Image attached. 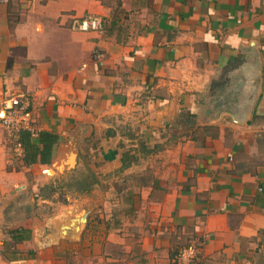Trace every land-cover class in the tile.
<instances>
[{
	"label": "crops",
	"instance_id": "0c3cea01",
	"mask_svg": "<svg viewBox=\"0 0 264 264\" xmlns=\"http://www.w3.org/2000/svg\"><path fill=\"white\" fill-rule=\"evenodd\" d=\"M19 96L55 140L26 166L0 122V264H264V0L0 3V115ZM82 159L99 184L41 219Z\"/></svg>",
	"mask_w": 264,
	"mask_h": 264
},
{
	"label": "built area",
	"instance_id": "2783aa9c",
	"mask_svg": "<svg viewBox=\"0 0 264 264\" xmlns=\"http://www.w3.org/2000/svg\"><path fill=\"white\" fill-rule=\"evenodd\" d=\"M8 0H0V3H5ZM104 20L98 15H85L81 18H74L71 28L78 31H102ZM103 54L98 50L93 51V59H103ZM28 107V99L24 96L11 98L3 102L4 115L0 122L13 150L17 156L22 154V146L20 143V132L30 130V125L26 117V109ZM32 131V130H30ZM196 254V249L193 246L182 248L174 264H193Z\"/></svg>",
	"mask_w": 264,
	"mask_h": 264
},
{
	"label": "trees",
	"instance_id": "16d2710c",
	"mask_svg": "<svg viewBox=\"0 0 264 264\" xmlns=\"http://www.w3.org/2000/svg\"><path fill=\"white\" fill-rule=\"evenodd\" d=\"M53 140H55L54 136L48 133H40L38 143H33L30 133L26 130L21 131L20 143L23 149V164L26 166L36 163L48 164ZM60 182L61 185L59 186L61 188L64 187L68 193L75 194L90 193L99 184L98 177L90 168L87 159H82L78 166L64 176ZM45 188L46 190L49 189L51 193L55 191L52 184L47 185ZM45 196L48 197L49 195Z\"/></svg>",
	"mask_w": 264,
	"mask_h": 264
},
{
	"label": "rangeland",
	"instance_id": "374dc122",
	"mask_svg": "<svg viewBox=\"0 0 264 264\" xmlns=\"http://www.w3.org/2000/svg\"><path fill=\"white\" fill-rule=\"evenodd\" d=\"M117 1L118 0H107V2L109 4H111V5L115 4ZM0 117H3V114H1ZM53 174H54V172H53ZM53 174L51 176H53ZM27 178H28L29 181L32 180V178H30V176H28ZM59 185H61V182H59V180H55V184L53 185V188H55V192L57 193V196H56L57 198L55 200H53V202H51L50 204H41L38 207L39 208L38 209V215L40 216L41 219L48 218V216L51 215L52 213L53 214H59V216L61 215L59 219H63L65 214H66L64 211L68 210V212L71 213V211L73 209H75V207L73 206V202L72 201L68 202V200L66 198V196L69 197L73 193H68L64 187L61 188ZM49 192H50V190L48 189L46 192H44V195L45 194L49 195L51 193V192L50 193ZM109 196H110V194H109ZM112 200L115 201V199H112ZM111 201L107 205L105 204V205L100 206V204H99L98 206H99L100 209H107L108 211L111 212L113 210V208L115 207V206H113L114 204H112ZM82 207L83 206H79L77 208L78 209H80V208L82 209ZM185 247H183V248H185Z\"/></svg>",
	"mask_w": 264,
	"mask_h": 264
},
{
	"label": "water",
	"instance_id": "95a60500",
	"mask_svg": "<svg viewBox=\"0 0 264 264\" xmlns=\"http://www.w3.org/2000/svg\"><path fill=\"white\" fill-rule=\"evenodd\" d=\"M74 156L75 155H72L71 154V156L69 157V158H71V159H67L68 161H69V165H68V167H70L71 169H73L74 167H75V160H74ZM67 160H63V159H61V160H59L58 162H56V163H54L52 166L58 171V172H62V170H61V168H62V166H63V163H65V162H67ZM83 220H84V223H86V216L84 215V217H83Z\"/></svg>",
	"mask_w": 264,
	"mask_h": 264
},
{
	"label": "bare ground",
	"instance_id": "6f19581e",
	"mask_svg": "<svg viewBox=\"0 0 264 264\" xmlns=\"http://www.w3.org/2000/svg\"><path fill=\"white\" fill-rule=\"evenodd\" d=\"M49 174V173H48ZM68 229V228H67Z\"/></svg>",
	"mask_w": 264,
	"mask_h": 264
}]
</instances>
